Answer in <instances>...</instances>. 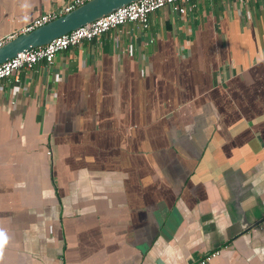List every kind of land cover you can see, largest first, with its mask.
Instances as JSON below:
<instances>
[{
  "label": "crops",
  "instance_id": "1",
  "mask_svg": "<svg viewBox=\"0 0 264 264\" xmlns=\"http://www.w3.org/2000/svg\"><path fill=\"white\" fill-rule=\"evenodd\" d=\"M192 5L0 80V264H264V0Z\"/></svg>",
  "mask_w": 264,
  "mask_h": 264
},
{
  "label": "built area",
  "instance_id": "2",
  "mask_svg": "<svg viewBox=\"0 0 264 264\" xmlns=\"http://www.w3.org/2000/svg\"><path fill=\"white\" fill-rule=\"evenodd\" d=\"M89 1L91 0H69L62 7L45 12L26 25L0 38V47L15 37L27 34ZM163 7H169L171 12L183 16L186 10L192 9L193 5L192 0H137L128 3L101 18L52 39L43 46L17 53L14 57L0 64V80L11 77L21 69L29 70L37 63L50 66L53 64L57 53L74 48L83 41H92L117 27L134 23L140 30H145L149 24V17ZM46 154L49 155V152H46ZM218 255L219 250H214L193 264H209Z\"/></svg>",
  "mask_w": 264,
  "mask_h": 264
},
{
  "label": "water",
  "instance_id": "3",
  "mask_svg": "<svg viewBox=\"0 0 264 264\" xmlns=\"http://www.w3.org/2000/svg\"><path fill=\"white\" fill-rule=\"evenodd\" d=\"M137 0H91L72 11L38 27L31 32L15 37L0 47V64L17 53L49 43L86 23Z\"/></svg>",
  "mask_w": 264,
  "mask_h": 264
},
{
  "label": "clouds",
  "instance_id": "4",
  "mask_svg": "<svg viewBox=\"0 0 264 264\" xmlns=\"http://www.w3.org/2000/svg\"><path fill=\"white\" fill-rule=\"evenodd\" d=\"M3 241V236H2V234H0V242H2Z\"/></svg>",
  "mask_w": 264,
  "mask_h": 264
}]
</instances>
